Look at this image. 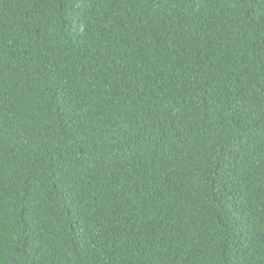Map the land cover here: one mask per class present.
Masks as SVG:
<instances>
[{
	"label": "trees",
	"instance_id": "1",
	"mask_svg": "<svg viewBox=\"0 0 264 264\" xmlns=\"http://www.w3.org/2000/svg\"><path fill=\"white\" fill-rule=\"evenodd\" d=\"M0 264H264V0H0Z\"/></svg>",
	"mask_w": 264,
	"mask_h": 264
}]
</instances>
